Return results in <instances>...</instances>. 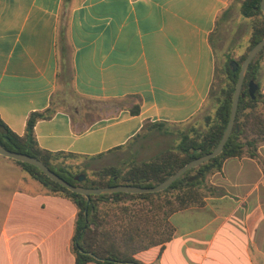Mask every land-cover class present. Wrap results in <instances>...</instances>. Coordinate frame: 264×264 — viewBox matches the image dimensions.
<instances>
[{"label":"crops","instance_id":"1","mask_svg":"<svg viewBox=\"0 0 264 264\" xmlns=\"http://www.w3.org/2000/svg\"><path fill=\"white\" fill-rule=\"evenodd\" d=\"M232 1L0 0V118L23 134L30 112L63 100L57 90L70 75L75 95L104 108L58 105L35 122L38 145L126 156L146 123L184 122L201 110L215 74L212 36ZM258 80L264 94V53ZM257 151L264 160V141ZM0 164L9 171L0 178V264H76L73 200L15 162ZM201 186L203 205L168 215L171 238L133 256L143 264H264L259 162L228 157Z\"/></svg>","mask_w":264,"mask_h":264},{"label":"trees","instance_id":"2","mask_svg":"<svg viewBox=\"0 0 264 264\" xmlns=\"http://www.w3.org/2000/svg\"><path fill=\"white\" fill-rule=\"evenodd\" d=\"M239 13L250 20L248 45L238 57L229 56L224 62V85L214 93L210 88L209 95L214 100L215 110L214 116H205L204 129L192 128L191 133L182 132L175 146L157 152L148 160L130 164L124 170L113 165L103 166L92 174L85 175L84 187L115 184L154 186L189 160L210 152L216 146L229 117L232 93L240 65L250 47L264 34V13L260 9V0H241ZM263 53L264 46L247 67L234 125L222 150L210 160L187 169L162 190L143 193L117 191L90 194L87 197L53 181L35 165L11 158L32 178L51 191L64 194L75 203L77 213L72 250L76 264L89 262L143 264L133 255L171 238L173 226L168 221L170 213L189 206L204 204L202 181L207 174L219 170L224 159L247 155L256 159L264 171V160L257 151L258 144L264 141V114L258 110L259 103L264 101L261 83L258 80ZM231 62L236 63L235 70L232 69ZM250 81L257 85L254 97L248 93ZM55 110L56 108L51 104L43 111L30 112L26 119L25 130L21 135L12 131L0 118V144L9 150L36 157L69 183L79 185L75 178L79 172L65 168L59 161L81 155L64 151L51 152L41 148L35 138V122L51 117ZM138 111V104L130 108L131 113H138ZM163 123L153 122L150 125L161 128ZM101 201L106 204L104 209L99 206ZM129 201L137 204H129ZM158 216L162 223L161 232L150 227L151 223H155L158 228L160 224Z\"/></svg>","mask_w":264,"mask_h":264},{"label":"rangeland","instance_id":"3","mask_svg":"<svg viewBox=\"0 0 264 264\" xmlns=\"http://www.w3.org/2000/svg\"><path fill=\"white\" fill-rule=\"evenodd\" d=\"M231 6L232 7L228 12L227 18L220 19L212 36V45L214 48L216 61L215 74L211 86L212 93L216 92L222 85H224V62L228 59L229 56L238 57L245 51L248 45V37L250 34V20L240 15L239 0H233ZM58 93H60V96H63V100H61V98L57 99L58 102L53 105L54 108L58 105H61L72 109L74 105L75 107L80 108L81 106H91L93 104L96 111L99 108H104V103L84 100L75 95L70 84V75H68L67 79L62 84H59L57 94ZM214 110V100L210 97V95H208L207 100L201 110L197 114H195V116L189 118L184 122L172 124L163 123L161 128H155L150 125L151 123H146L142 135L137 137V139L128 146L129 150L126 153L127 155L121 157L120 159L107 160L88 158L85 156H75L68 157L59 162L65 168L75 170L79 172V174H82L84 177L85 175H90L93 171L108 165H113L124 170L130 164H134L142 160H148L157 152L165 148L175 146L179 141L182 132L191 133L192 128H197L200 130L204 129L205 116H214ZM258 110L264 114V101L259 103ZM0 158L6 159L9 162H15L13 159L4 157L2 155H0ZM7 172L9 173L5 165L0 164V178L4 177ZM77 181L81 186L86 184V180L84 178ZM130 203L135 202L129 201V204ZM99 206L104 209L106 204L105 202L101 201L99 202ZM157 218L158 223H160V216H158ZM150 227L156 228L160 232L162 231V223L159 224L158 228L156 227L155 223H151Z\"/></svg>","mask_w":264,"mask_h":264},{"label":"water","instance_id":"4","mask_svg":"<svg viewBox=\"0 0 264 264\" xmlns=\"http://www.w3.org/2000/svg\"><path fill=\"white\" fill-rule=\"evenodd\" d=\"M260 9L264 13V0H260ZM263 46H264V34L258 41H256L250 47L245 58L243 59L240 65L237 80L235 82L234 90L232 93L229 117H228L226 126L222 132V135L218 143L216 144V146L210 152L189 160L183 166L177 169L175 172H173L172 174H170L169 176H167L165 179H163L161 182L157 183L154 186H135V185H129V184H115V185L102 186V187H83L81 185L69 183L67 180L59 176L56 172L48 168L39 159L29 154H26L23 152H17L14 150H9L3 147L1 144H0V154L5 157H9L15 160L33 164L36 167H38L41 171H43L53 181L59 183L60 185L66 187L67 189L73 192L81 193L87 197L90 194H102V193L117 192V191H124V192H130V193H143V192H155L158 190H162L166 188L169 184H171L176 178H178L184 171H186L187 169L191 167L197 166L203 162L210 160L211 158L219 154V152L222 150L234 125L236 110L238 106V99L240 97L242 83L244 80L247 67L250 61L257 55V53L262 49ZM231 64H232V69L235 70L237 67L236 63L231 62ZM256 88H257L256 83L253 81H250L249 87H248V93L251 95V97H254V92ZM75 178L76 180H82L84 176L82 174H79Z\"/></svg>","mask_w":264,"mask_h":264}]
</instances>
